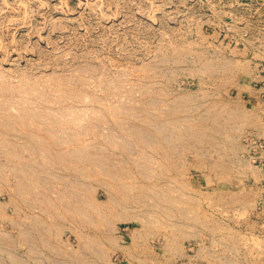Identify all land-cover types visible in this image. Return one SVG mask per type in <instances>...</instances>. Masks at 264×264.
Segmentation results:
<instances>
[{
  "label": "rangeland",
  "instance_id": "374dc122",
  "mask_svg": "<svg viewBox=\"0 0 264 264\" xmlns=\"http://www.w3.org/2000/svg\"><path fill=\"white\" fill-rule=\"evenodd\" d=\"M0 264H264V0H0Z\"/></svg>",
  "mask_w": 264,
  "mask_h": 264
}]
</instances>
